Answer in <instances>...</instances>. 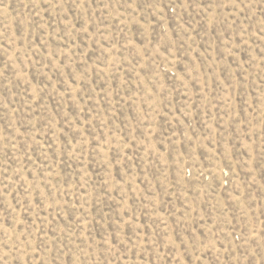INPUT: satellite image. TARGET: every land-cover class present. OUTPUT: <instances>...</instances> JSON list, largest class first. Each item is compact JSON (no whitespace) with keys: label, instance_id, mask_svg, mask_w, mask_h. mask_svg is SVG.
<instances>
[{"label":"rangeland","instance_id":"obj_1","mask_svg":"<svg viewBox=\"0 0 264 264\" xmlns=\"http://www.w3.org/2000/svg\"><path fill=\"white\" fill-rule=\"evenodd\" d=\"M0 264H264V0H0Z\"/></svg>","mask_w":264,"mask_h":264}]
</instances>
